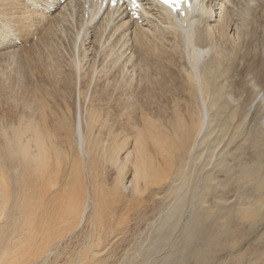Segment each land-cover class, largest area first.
Segmentation results:
<instances>
[{
  "label": "bare ground",
  "instance_id": "bare-ground-1",
  "mask_svg": "<svg viewBox=\"0 0 264 264\" xmlns=\"http://www.w3.org/2000/svg\"><path fill=\"white\" fill-rule=\"evenodd\" d=\"M24 1L0 0V264H134L133 246L138 264H264V185L215 192L209 211L196 185L207 150L263 167L264 0H194L181 22L148 0L141 23ZM249 119L254 141L229 149L223 131Z\"/></svg>",
  "mask_w": 264,
  "mask_h": 264
},
{
  "label": "rangeland",
  "instance_id": "rangeland-1",
  "mask_svg": "<svg viewBox=\"0 0 264 264\" xmlns=\"http://www.w3.org/2000/svg\"><path fill=\"white\" fill-rule=\"evenodd\" d=\"M21 45H23V44H20V46ZM24 47H26V46H24ZM222 135L225 137L224 143L228 144L229 149H231L239 141H244L246 144H250L254 141V138H255L254 127L251 125L250 119L245 122L243 128L236 135L230 137L231 134L228 131H225V132L223 131ZM203 146H205L206 148L209 149L208 144H204ZM211 151H214V150L211 149ZM242 152H243L242 149H237V150L231 151V152H229V153H227L221 157H218L217 153L215 151L212 152V154L210 156H207V153H208V150H207V152L204 155H201V157L199 158V160H198V164L200 166L199 181L196 185H198L199 192L202 195L201 199L203 201V206L206 207L208 209V211L213 209L216 205H218L217 202L215 200H213L215 192H218V191L223 190V189L228 190L229 187H232V189H233L236 187V185H264V160H263V167L262 168L250 167L249 170H244V169L238 167V163H237V158L239 155L242 154ZM233 153L235 155H232ZM220 161L226 162L230 166L231 169L229 171L230 172L229 176L222 174L221 170H219V168L217 167V164ZM205 167H207V168L204 169ZM207 171H212V173L210 175H207L206 174ZM226 180L229 181L228 185H220L223 181H226ZM250 180H251V184H249ZM18 181L19 180L10 179V184L11 185H13L14 183L18 184ZM187 192L188 193L190 192V188L187 190ZM205 192H210L209 196L211 195L210 198H211L212 202H210V198L204 197ZM174 198H175V193L170 194L168 196L167 200L164 202V205L166 206V205L173 204ZM10 206L17 210L18 215L20 214V207L18 206L17 203H12V204L10 203ZM186 208H187V206H186ZM186 208H185V210H186ZM186 212H188V214H189V209L187 211H185L184 213L186 214ZM188 214L185 217L186 221L190 217V214L189 215ZM202 216L205 217L204 215H202ZM219 217L220 216L217 215L214 219L208 221V223H205L204 226H202V227H205V226L210 227L209 223L213 222V221H217L219 219ZM243 224L246 227L249 226L248 224H245V223H243ZM183 228H184V223L181 224L180 227L177 229V231H176L177 233L175 232L173 234L174 240H172V242L169 244L173 248L169 247V250L167 251V253L170 252L172 254H175L184 248L186 242L182 238V236L185 235V234H183V231H182ZM177 237H179V238H177ZM171 239H173V237H171ZM173 241H175V242H173ZM196 241H198V240H196ZM173 243L175 244V246ZM171 244H173V245H171ZM182 244H183V246H182ZM213 244L215 245L214 248H211V247H209V248H210V251L214 252V254H220L221 253L223 255V253L226 252L224 250L223 246H221V245L218 246L216 242H213ZM192 247L194 248V245ZM192 247L190 249H193ZM138 248H139V246H133L130 249V251H128L126 254V255H129L134 260V262H135L134 264H138L141 260L140 258H136V257L132 256V253L135 250H137ZM219 251H222V252H219ZM225 256H226V254L222 257L219 256V259H223ZM216 257H217V255H216ZM126 259H128V258H126ZM194 261L195 260H191L190 262H188V264H193ZM116 262H117L116 264H119V262H120L119 257L117 258ZM122 262H123V260H121L120 264H122ZM124 263H126V262H124ZM157 263H158V260L156 258H154L151 260L150 264H157Z\"/></svg>",
  "mask_w": 264,
  "mask_h": 264
},
{
  "label": "snow or ice",
  "instance_id": "snow-or-ice-1",
  "mask_svg": "<svg viewBox=\"0 0 264 264\" xmlns=\"http://www.w3.org/2000/svg\"><path fill=\"white\" fill-rule=\"evenodd\" d=\"M113 6L116 5L117 0H111ZM132 7L135 9L138 7L137 0H130ZM163 3H165L167 6L171 7L173 10L176 9V3H185L186 0H162Z\"/></svg>",
  "mask_w": 264,
  "mask_h": 264
}]
</instances>
